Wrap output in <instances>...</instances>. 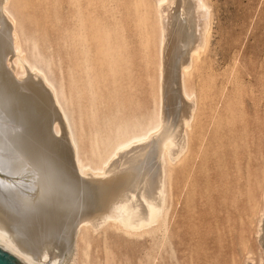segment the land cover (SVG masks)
<instances>
[{
	"label": "rangeland",
	"instance_id": "374dc122",
	"mask_svg": "<svg viewBox=\"0 0 264 264\" xmlns=\"http://www.w3.org/2000/svg\"><path fill=\"white\" fill-rule=\"evenodd\" d=\"M8 1L23 55L62 88L84 162L98 164L119 127L154 118V0ZM204 2L207 45L187 77L196 112L187 151L167 168L160 226L83 232L63 263L264 264V0Z\"/></svg>",
	"mask_w": 264,
	"mask_h": 264
},
{
	"label": "bare ground",
	"instance_id": "6f19581e",
	"mask_svg": "<svg viewBox=\"0 0 264 264\" xmlns=\"http://www.w3.org/2000/svg\"><path fill=\"white\" fill-rule=\"evenodd\" d=\"M154 6V118L119 127L93 164L80 157L62 88L23 55L9 1L0 0V248L21 262L68 264L83 232L113 228L135 237L160 226L167 168L189 145L196 99L187 77L206 48L210 11L204 0H154Z\"/></svg>",
	"mask_w": 264,
	"mask_h": 264
},
{
	"label": "water",
	"instance_id": "95a60500",
	"mask_svg": "<svg viewBox=\"0 0 264 264\" xmlns=\"http://www.w3.org/2000/svg\"><path fill=\"white\" fill-rule=\"evenodd\" d=\"M0 264H26L0 248Z\"/></svg>",
	"mask_w": 264,
	"mask_h": 264
}]
</instances>
